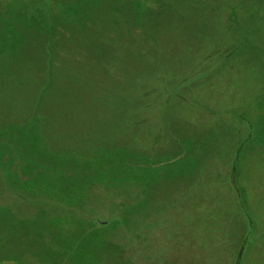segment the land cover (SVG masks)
<instances>
[{
	"label": "rangeland",
	"instance_id": "374dc122",
	"mask_svg": "<svg viewBox=\"0 0 264 264\" xmlns=\"http://www.w3.org/2000/svg\"><path fill=\"white\" fill-rule=\"evenodd\" d=\"M0 264H264V0H0Z\"/></svg>",
	"mask_w": 264,
	"mask_h": 264
},
{
	"label": "flooded vegetation",
	"instance_id": "af4514ba",
	"mask_svg": "<svg viewBox=\"0 0 264 264\" xmlns=\"http://www.w3.org/2000/svg\"><path fill=\"white\" fill-rule=\"evenodd\" d=\"M122 154L123 153L121 152L120 157H121V160H124V157H123ZM74 158H75V156L72 155V156H69L66 159L60 158V160H57L53 156H50V158L47 159V161H46V159H43L42 161H43V165L46 166L47 170H51V169L52 170H57V171H63L64 170V171L68 172L69 174H73L74 169H72L71 167H73L76 164H78V162H76ZM91 179H92V177L91 178L88 177V178H86L83 181H88V180H91ZM92 180H95V179H92ZM91 189L92 188H88L87 192H90ZM38 192H39L38 194L42 193V191H40V190H38ZM87 192H85V193H87ZM92 193H89L84 198L83 197L78 198V199H83L84 200V201L80 200L79 204L77 203L78 202V200H77V202H76L77 204L72 202V205L71 204L64 205L63 208H65L66 210H69V211H72V210L75 211V210L81 208V206H83L84 203L88 202L87 198H90V195H92ZM26 198L30 199V196H27ZM33 199L35 200L36 198H33ZM135 203L136 202L134 201V204ZM130 204H131L130 202L128 203L126 201L124 204L123 203L120 204L117 209H118V211L121 210V209H125V208L129 207ZM66 213H67V211H66ZM83 216H85V215H83ZM90 218H92L90 220H95L96 226L100 228V227H105V226L109 225L112 221L118 220V215L117 214H113L112 216H108V217H105L103 219L98 217V216H90Z\"/></svg>",
	"mask_w": 264,
	"mask_h": 264
},
{
	"label": "crops",
	"instance_id": "0c3cea01",
	"mask_svg": "<svg viewBox=\"0 0 264 264\" xmlns=\"http://www.w3.org/2000/svg\"><path fill=\"white\" fill-rule=\"evenodd\" d=\"M247 116H248V114H247ZM234 122V121H233ZM237 122V121H236ZM235 122V123H236ZM247 129V125L243 122V121H241V122H239L238 124H236L235 126H234V130H237V132H236V134H237V138H240L239 137V135L240 136H242L244 133H245V130ZM248 143H246V145H247ZM245 148V146L243 147V150H242V153L241 154H243V153H245L246 152V150L244 149ZM241 156V155H240ZM242 161V160H241ZM243 163V162H242ZM248 172V171H247ZM247 172H246V170L245 171H243V169L241 170V173H240V177H241V175H243V173L246 175L247 174ZM244 183V182H243ZM244 191H245V189L244 190H242V192L244 193ZM135 202H137L138 203V201H135Z\"/></svg>",
	"mask_w": 264,
	"mask_h": 264
},
{
	"label": "trees",
	"instance_id": "16d2710c",
	"mask_svg": "<svg viewBox=\"0 0 264 264\" xmlns=\"http://www.w3.org/2000/svg\"><path fill=\"white\" fill-rule=\"evenodd\" d=\"M29 141H30V138L28 139V141H27V142H29ZM22 143H23V141H22ZM23 144H24V143H23ZM45 154H46V153H45ZM44 159H45V157H44ZM42 160H43V157H42V159L40 160V161H41V163L43 164V161H42ZM43 168H44L45 170H47V169H46V166H44V165H43Z\"/></svg>",
	"mask_w": 264,
	"mask_h": 264
}]
</instances>
